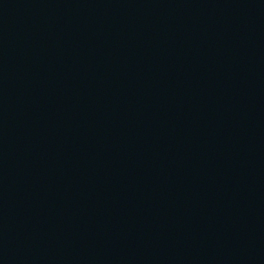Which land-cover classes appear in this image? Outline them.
<instances>
[{"label": "water", "instance_id": "95a60500", "mask_svg": "<svg viewBox=\"0 0 264 264\" xmlns=\"http://www.w3.org/2000/svg\"><path fill=\"white\" fill-rule=\"evenodd\" d=\"M0 264H264V0H0Z\"/></svg>", "mask_w": 264, "mask_h": 264}]
</instances>
